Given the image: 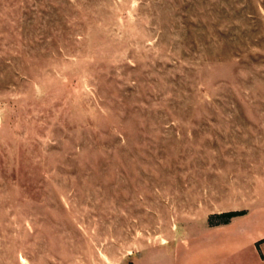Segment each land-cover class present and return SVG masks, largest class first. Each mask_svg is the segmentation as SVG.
<instances>
[{
  "label": "rangeland",
  "instance_id": "374dc122",
  "mask_svg": "<svg viewBox=\"0 0 264 264\" xmlns=\"http://www.w3.org/2000/svg\"><path fill=\"white\" fill-rule=\"evenodd\" d=\"M0 264H264V0H0Z\"/></svg>",
  "mask_w": 264,
  "mask_h": 264
},
{
  "label": "crops",
  "instance_id": "0c3cea01",
  "mask_svg": "<svg viewBox=\"0 0 264 264\" xmlns=\"http://www.w3.org/2000/svg\"><path fill=\"white\" fill-rule=\"evenodd\" d=\"M247 214H244V215H241V216H235V217H233L231 220H230V222H228L227 224H221V225H219V228L221 229V230H223V231H228V229H231V227L233 226V224H234V222L235 221H237V220H239V219H246L247 218ZM237 226V225H236ZM239 227V226H238ZM258 229V228H257ZM257 229L256 230H254L253 232L255 233L256 231H257ZM260 229V228H259ZM245 234L246 233H248V232H244ZM244 233H243V235H244ZM240 236H241V234L239 235V238L237 237V235H234V234H231L230 236H226L225 238H224V240L221 242L222 243V250H229V251H233V249L234 250H237V248L239 247V245L238 244H240ZM210 244H219L218 242H211ZM219 246H216L215 247V249L216 248H218ZM213 254V253H212Z\"/></svg>",
  "mask_w": 264,
  "mask_h": 264
},
{
  "label": "trees",
  "instance_id": "16d2710c",
  "mask_svg": "<svg viewBox=\"0 0 264 264\" xmlns=\"http://www.w3.org/2000/svg\"><path fill=\"white\" fill-rule=\"evenodd\" d=\"M246 213L245 210H229V211H224L220 213H215L209 216L208 218V223L210 226L214 225H221V224H227L230 222V220L235 217V216H241ZM260 241L256 242V248L259 249L258 243Z\"/></svg>",
  "mask_w": 264,
  "mask_h": 264
}]
</instances>
